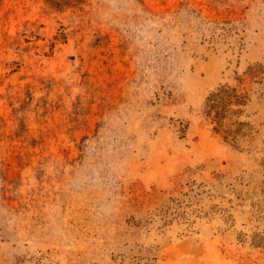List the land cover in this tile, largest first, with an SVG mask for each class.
Wrapping results in <instances>:
<instances>
[{
  "label": "rangeland",
  "instance_id": "obj_1",
  "mask_svg": "<svg viewBox=\"0 0 264 264\" xmlns=\"http://www.w3.org/2000/svg\"><path fill=\"white\" fill-rule=\"evenodd\" d=\"M263 230L264 0H0V264H264Z\"/></svg>",
  "mask_w": 264,
  "mask_h": 264
},
{
  "label": "trees",
  "instance_id": "obj_2",
  "mask_svg": "<svg viewBox=\"0 0 264 264\" xmlns=\"http://www.w3.org/2000/svg\"><path fill=\"white\" fill-rule=\"evenodd\" d=\"M255 75L256 71H252ZM250 94L240 86L221 84L209 93L205 101L204 114L213 125L216 134L237 148L254 139L257 130L250 120L243 119L249 105ZM251 244L264 248V230L244 234Z\"/></svg>",
  "mask_w": 264,
  "mask_h": 264
}]
</instances>
